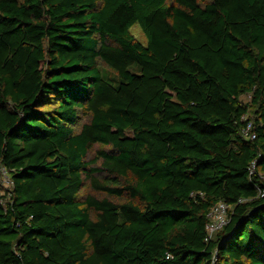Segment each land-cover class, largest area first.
I'll use <instances>...</instances> for the list:
<instances>
[{"label":"trees","instance_id":"trees-1","mask_svg":"<svg viewBox=\"0 0 264 264\" xmlns=\"http://www.w3.org/2000/svg\"><path fill=\"white\" fill-rule=\"evenodd\" d=\"M262 177L264 0H0V264H264Z\"/></svg>","mask_w":264,"mask_h":264},{"label":"built area","instance_id":"built-area-1","mask_svg":"<svg viewBox=\"0 0 264 264\" xmlns=\"http://www.w3.org/2000/svg\"><path fill=\"white\" fill-rule=\"evenodd\" d=\"M253 126L252 122H250L243 130V134L246 139L254 140L256 138V133L252 131ZM250 173L251 175L254 174L256 169V162L254 161L250 166ZM264 179V177H262ZM3 184L7 186H12L13 182L10 176L7 174L6 171L3 170ZM260 196H264V190H260ZM230 206L226 204L225 202L218 203L210 212L209 218L210 222L207 225V231H208V238H212L215 231L221 229L227 222H228V212H229Z\"/></svg>","mask_w":264,"mask_h":264},{"label":"rangeland","instance_id":"rangeland-1","mask_svg":"<svg viewBox=\"0 0 264 264\" xmlns=\"http://www.w3.org/2000/svg\"><path fill=\"white\" fill-rule=\"evenodd\" d=\"M134 33H135V35L137 36L138 39H140L141 41L145 42V40H146L145 36L143 35L142 31L140 30V28L138 26H136L134 28ZM243 99H244V101H247L248 99H250V97L249 96H245V97H243ZM4 186L10 187V186H7V185H4Z\"/></svg>","mask_w":264,"mask_h":264},{"label":"water","instance_id":"water-1","mask_svg":"<svg viewBox=\"0 0 264 264\" xmlns=\"http://www.w3.org/2000/svg\"><path fill=\"white\" fill-rule=\"evenodd\" d=\"M264 207V204H262L259 208H263Z\"/></svg>","mask_w":264,"mask_h":264}]
</instances>
